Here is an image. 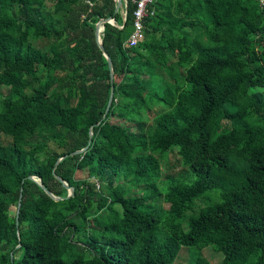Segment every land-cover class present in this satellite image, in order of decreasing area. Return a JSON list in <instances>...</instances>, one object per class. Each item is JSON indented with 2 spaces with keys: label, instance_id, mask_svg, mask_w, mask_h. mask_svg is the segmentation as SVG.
<instances>
[{
  "label": "trees",
  "instance_id": "trees-1",
  "mask_svg": "<svg viewBox=\"0 0 264 264\" xmlns=\"http://www.w3.org/2000/svg\"><path fill=\"white\" fill-rule=\"evenodd\" d=\"M115 4L0 0V264H172L183 246L211 264L208 245L264 264V2L154 0L135 46V3L124 22ZM90 127L55 168L74 195L54 201L28 175L66 196L53 165ZM173 147L194 178L164 186Z\"/></svg>",
  "mask_w": 264,
  "mask_h": 264
},
{
  "label": "rangeland",
  "instance_id": "rangeland-1",
  "mask_svg": "<svg viewBox=\"0 0 264 264\" xmlns=\"http://www.w3.org/2000/svg\"><path fill=\"white\" fill-rule=\"evenodd\" d=\"M32 42L34 43L35 46L40 47V48H46L47 47V42L44 39H33ZM256 91H263L262 88L260 87H255L254 88ZM2 92L6 94L7 88L5 86L2 87ZM165 109L164 105L161 103L159 104H154L153 109L149 112V115L147 116V121L149 125L153 122V116ZM11 142L10 138L4 134H0V144H9ZM50 147H54V144L49 143ZM75 176L77 178H84L86 177V173L82 171H77ZM181 178V179H186V181L193 180L194 176L191 174V172L188 170L186 166H184L181 162V159L177 153V147H173V150L169 151V153L162 158V164H161V178L160 182H165L163 185H167V183L170 181L168 178ZM93 180L94 179H89ZM123 182V183H122ZM190 182V181H189ZM120 184H123L122 187H129L131 186V182L129 181H124L123 179H119ZM135 190L140 189L138 185L133 186ZM215 195V192H210L208 193L207 196H209L207 199L210 200L214 198L213 196ZM198 201V200H197ZM198 202H196L197 205ZM203 202H200L199 205L197 206H202ZM167 207V204H165ZM13 208H11L12 212ZM196 251L195 247H181L178 255L176 256L174 262L172 264H189L190 259H191V252ZM202 255L211 263V264H219L222 258V254L220 252H217L212 245H208L201 249Z\"/></svg>",
  "mask_w": 264,
  "mask_h": 264
},
{
  "label": "water",
  "instance_id": "water-1",
  "mask_svg": "<svg viewBox=\"0 0 264 264\" xmlns=\"http://www.w3.org/2000/svg\"><path fill=\"white\" fill-rule=\"evenodd\" d=\"M116 11H120L121 15H122V20L124 22L125 20V17H126V4L124 3V0H116V4H115V7H114V12ZM104 23H111L113 25H116L118 26L116 23H115V20L112 16H107V17H102L100 19L97 20V22L95 23V28H94V39H95V42L97 44V46L99 47V49L102 51V54L104 55V57L106 58L107 60V63H108V66H109V77H110V82H111V89H110V94H109V98H108V102H107V105H106V108H105V112L102 116V119L105 118L106 116V113L108 112V109H109V106L112 102V97H113V85H112V82H113V68H112V62H111V59L108 55V53L105 51L104 49V46L102 44V40H101V37H100V31L103 29V24ZM122 26V25H121ZM119 26V27H121ZM100 121L96 122L94 125H98ZM92 135H93V132H92V129L91 127L89 128V135H88V141H87V144L80 148V149H76V150H73L69 153H66V154H63L61 156H59L54 165H53V168H52V173H53V176L62 184V186L67 190V194L66 196H58V195H55L53 194L44 184L43 182L41 181V178L40 177H37V176H34V175H28V178L37 182V184L41 187V189L51 198L53 199L54 201H58V200H62V199H66V198H69L71 196L74 195V187L73 186H70L65 180L62 179L61 176H59L56 172H55V168L57 166V164L63 159L65 158L66 156H72V155H75V154H78V153H81L83 152L84 150L87 149V147L89 146V144L91 143V140H92ZM19 208H20V196H19V199H18V202H17V206H16V209H15V225L17 226L18 225V213H19ZM17 235H18V232H17ZM20 246V244L17 245V247Z\"/></svg>",
  "mask_w": 264,
  "mask_h": 264
},
{
  "label": "built area",
  "instance_id": "built-area-1",
  "mask_svg": "<svg viewBox=\"0 0 264 264\" xmlns=\"http://www.w3.org/2000/svg\"><path fill=\"white\" fill-rule=\"evenodd\" d=\"M128 0H124V3L127 4ZM135 3V8L133 10V30L130 33L129 37L126 39L125 46H135L144 38V26L143 19L152 14V9H149L148 6L153 3L154 0H131ZM261 3L264 0H260Z\"/></svg>",
  "mask_w": 264,
  "mask_h": 264
}]
</instances>
